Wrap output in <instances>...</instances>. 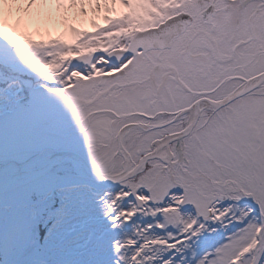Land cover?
Here are the masks:
<instances>
[{"label":"snow or ice","instance_id":"6c2138e0","mask_svg":"<svg viewBox=\"0 0 264 264\" xmlns=\"http://www.w3.org/2000/svg\"><path fill=\"white\" fill-rule=\"evenodd\" d=\"M0 264H264V0H0Z\"/></svg>","mask_w":264,"mask_h":264}]
</instances>
